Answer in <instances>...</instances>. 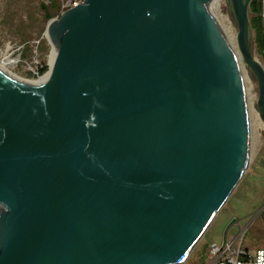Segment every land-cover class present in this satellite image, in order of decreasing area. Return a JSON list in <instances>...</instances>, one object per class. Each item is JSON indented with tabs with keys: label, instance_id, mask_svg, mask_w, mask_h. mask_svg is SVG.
Returning <instances> with one entry per match:
<instances>
[{
	"label": "water",
	"instance_id": "obj_1",
	"mask_svg": "<svg viewBox=\"0 0 264 264\" xmlns=\"http://www.w3.org/2000/svg\"><path fill=\"white\" fill-rule=\"evenodd\" d=\"M253 1L227 9L264 122ZM215 3L82 0L47 27L48 82L0 70V264L186 263L252 155Z\"/></svg>",
	"mask_w": 264,
	"mask_h": 264
},
{
	"label": "rangeland",
	"instance_id": "obj_2",
	"mask_svg": "<svg viewBox=\"0 0 264 264\" xmlns=\"http://www.w3.org/2000/svg\"><path fill=\"white\" fill-rule=\"evenodd\" d=\"M52 1L57 4V9L52 8ZM61 5L62 0H0V61L3 59L4 54L9 55L14 61L13 66L8 67L14 78L23 83L34 85L38 83V78L32 76L31 68H34L38 63L41 65L46 64L50 71L53 46L49 43L46 32L49 23L55 20L60 13ZM43 6L49 7L48 13L43 9ZM47 14H51V17H48ZM214 14L221 29L230 30L234 39V51L244 67L253 141L252 155L249 168L239 186L222 212L217 216L211 229H209L210 231L208 230L184 264H195L197 256L202 251L203 256L199 264H210L212 257L210 259L211 255L207 253L208 245L210 247L212 243L221 244L228 229L232 231L230 234L232 237L239 232L240 228L248 226L255 219L257 206L264 202V191H261L259 198L255 196L256 194H253V199H251L253 176L257 177L261 174L256 181L261 182V180H264V122L260 118L258 109L260 96L258 81L252 72L248 73L246 64L243 62L238 46V32L229 18L227 0H219ZM252 17L249 10L250 22ZM252 35L253 54L264 67L263 60L257 52L253 28ZM47 48L48 52H45ZM258 166H263L262 173L261 168L257 169ZM263 211L264 207L258 212L259 216L264 213ZM236 220H239L240 224L233 226ZM253 228H255L256 233L246 235L244 238L245 247L253 251L264 249V219L258 218Z\"/></svg>",
	"mask_w": 264,
	"mask_h": 264
},
{
	"label": "built area",
	"instance_id": "obj_3",
	"mask_svg": "<svg viewBox=\"0 0 264 264\" xmlns=\"http://www.w3.org/2000/svg\"><path fill=\"white\" fill-rule=\"evenodd\" d=\"M259 1L261 5L260 17L264 22V0ZM81 2L82 0H62L61 11L55 20L60 19L65 12L77 7ZM41 68L42 65L39 63L34 68H31L32 76L38 78V81L46 75H40ZM242 242V234L234 242L229 240L228 234H226L222 245H211L210 255L214 260L213 264H264V249H258L252 254L242 247Z\"/></svg>",
	"mask_w": 264,
	"mask_h": 264
},
{
	"label": "crops",
	"instance_id": "obj_4",
	"mask_svg": "<svg viewBox=\"0 0 264 264\" xmlns=\"http://www.w3.org/2000/svg\"><path fill=\"white\" fill-rule=\"evenodd\" d=\"M258 168H261V173L263 172V166H258L257 167V169ZM254 174H255V171H254ZM261 174H259L257 177H254L253 176V189H252V193H251V199H253V194H256L255 196L257 197V198H259V194L261 193V191H264V180H261V182H258V181H256L258 178H259V176H260ZM256 200H259V199H256ZM256 202V201H255ZM258 202V201H257ZM259 205V204H258ZM263 207H264V202H262L259 206H257V213H256V216H255V219H253L249 224H248V226H246L245 228H240V230H239V232L238 233H236V234H234L232 237H231V232L232 231H230V229H228L227 230V232L224 234V238H223V241H222V243L221 244H217V243H212V244H210V247H211V245H213V244H217V245H222L223 243H224V239H225V236H226V234H228V239L229 240H231V241H235V239L239 236V235H241L242 234V238H243V242H242V247L246 250V251H248V252H250V253H255L256 251H253V250H250L249 248H246L245 247V245H244V238L246 237V235H248L249 233H256V230H255V228H253V225H254V223L255 222H257V220H258V218H260V219H264V213L262 214V215H260L259 216V211L261 210V209H263ZM264 212V211H263ZM216 220V219H215ZM215 222V221H214ZM213 222V223H214ZM240 224V222H239V220H236V222L234 223V225L233 226H235V225H239ZM213 225V224H212ZM210 229H211V227H210ZM210 231V230H209ZM260 232H261V230H259ZM210 247H209V245H208V250H207V253H209L210 254ZM205 252V251H204ZM202 253H203V251L201 252V254L200 255H198L197 256V258H196V260H195V264H199V262L201 261V257L203 256L202 255ZM210 256V255H209ZM210 259H211V256H210ZM214 263V260L212 259V262L210 263V264H213Z\"/></svg>",
	"mask_w": 264,
	"mask_h": 264
},
{
	"label": "trees",
	"instance_id": "obj_5",
	"mask_svg": "<svg viewBox=\"0 0 264 264\" xmlns=\"http://www.w3.org/2000/svg\"><path fill=\"white\" fill-rule=\"evenodd\" d=\"M52 3V8L57 9V4L55 2ZM43 9L48 13L49 7L43 6ZM252 19H251V26L253 28V31L255 32V44L257 47V52L259 56L262 58L264 63V26L261 21L260 13H261V5L259 0H254L249 8ZM48 17H51V14L48 15ZM50 20V19H49ZM45 52H48V48L45 49ZM49 71V67L46 64H42V68L40 70V75H44Z\"/></svg>",
	"mask_w": 264,
	"mask_h": 264
},
{
	"label": "bare ground",
	"instance_id": "obj_6",
	"mask_svg": "<svg viewBox=\"0 0 264 264\" xmlns=\"http://www.w3.org/2000/svg\"><path fill=\"white\" fill-rule=\"evenodd\" d=\"M218 2H219V0H216L215 5H213V4L211 5L212 7H214V12H215L216 6L218 5ZM54 21H56V20H53L52 22H54ZM222 31H223L225 37L227 38V40L229 41L230 45L234 49V39L232 37V34L230 33V30L225 29V30H222ZM46 37L49 39V35L48 34H46ZM57 53L58 52H57L56 48L53 46V52H52V55H51V58H50V71L41 80H39L40 82L38 81V83H36L34 85H42V84H45L46 82H48L50 80V78L52 76V73H53L54 66H55ZM13 64H14V61L9 57V55H7V54L5 55L4 54L3 59L0 61V70H2L5 74L10 76L11 78H13V79H15V80H17L19 82H22L19 79L14 78V76L11 75L10 72H9L8 67H12ZM241 67H242V71H243V75H244V67L242 65H241ZM25 84H27V83H25ZM29 85H32V84H29Z\"/></svg>",
	"mask_w": 264,
	"mask_h": 264
}]
</instances>
